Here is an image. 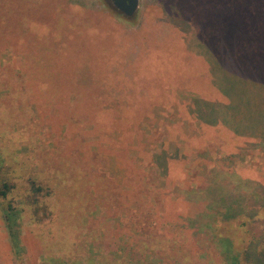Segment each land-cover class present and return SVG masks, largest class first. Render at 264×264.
<instances>
[{
    "label": "rangeland",
    "instance_id": "1",
    "mask_svg": "<svg viewBox=\"0 0 264 264\" xmlns=\"http://www.w3.org/2000/svg\"><path fill=\"white\" fill-rule=\"evenodd\" d=\"M166 1L140 0L127 16L111 0H0V186H12L0 197V264H232L219 237L190 223L212 191L216 207L226 191L264 199V145L197 119L198 100L226 101L204 53L228 15ZM229 1L238 16L264 15V0ZM230 167L260 181L227 183ZM250 243L232 252L241 264Z\"/></svg>",
    "mask_w": 264,
    "mask_h": 264
},
{
    "label": "trees",
    "instance_id": "2",
    "mask_svg": "<svg viewBox=\"0 0 264 264\" xmlns=\"http://www.w3.org/2000/svg\"><path fill=\"white\" fill-rule=\"evenodd\" d=\"M191 1L189 2L190 5L186 4L188 6H185V9H192L194 15L198 18L206 19V14H197V12L202 10L211 11L213 6L218 12L214 11L212 14L217 16L226 14L228 15L226 17L230 18L224 22L228 24V31L222 29L224 23L221 22L220 28L215 27L219 31L214 30L212 33L218 36L219 43L211 44L216 46L217 49L214 52L212 51L211 55L204 53L211 64L214 83L222 95L226 97V101L215 103L198 100V103L204 105V108L201 107L197 111L200 126L202 129L222 127L231 132L235 139L245 140L244 145L247 147L256 144L258 146L264 145V15L250 17L253 13L249 12L248 16H238L237 10L242 6V3L237 1L230 4L229 0H212L213 5L207 7L202 6L205 3L203 0ZM166 2L170 7L176 9L177 0H174L173 3L170 0ZM240 2H243V0ZM245 5L246 8H250L248 1H245ZM195 9L198 11H195ZM212 17L213 19L219 18ZM237 22H239V25L246 24L244 31L232 28L233 24ZM259 27H261V32ZM47 29L49 27L46 25L45 30ZM51 34L53 33L51 32ZM248 34L255 35L256 40L254 42L246 41L245 35ZM60 35V33L57 34L58 37H65V35ZM257 35H261V37L258 38ZM194 105H197V102ZM244 145H236L237 149L233 150L236 151L234 153L240 152L239 150ZM160 164L167 174L170 169L167 153L166 159L163 156ZM227 172L232 173L230 178L233 181L227 183H232L236 187H239L243 183L242 181H245L246 185L254 181H260V179H254L251 176L245 178L241 174L242 177L239 175L241 178L237 177L238 171L233 167L228 168ZM260 183L264 186V182L260 181ZM225 184H220L219 187L224 188ZM11 188L9 182H3L0 186V197L6 198ZM32 189L34 194H38L43 190L41 186L35 184L32 185ZM226 192V194L220 196L223 205L216 207L217 203L213 204L216 201L213 197L216 193L212 191V194L210 193L211 199L202 201V206L205 205L203 213L201 211L195 212L193 216H196V219L194 222L191 220L190 227L197 235L200 233V235L207 237L214 235L219 237L224 253L232 264H241L240 257L232 255L233 251L236 253L239 251V240L244 243L251 242L246 252V264H264V250H258L257 243L255 244V240L261 238L264 240V199L262 201L258 200L256 196L259 195L253 191L251 198H254L255 201L251 203L250 198L245 196V201L242 202L240 197H236V194L230 191ZM207 196L209 197V194ZM32 199L37 201L35 195L32 196ZM11 210L12 212H10ZM16 217L17 213L14 212L13 206L8 204L4 218L7 220L10 230L13 228ZM181 217H185V215L182 214ZM178 219L181 218L178 217ZM185 220L186 217L183 221ZM260 220L263 221V224L260 225L262 227L260 234L256 236L257 224ZM183 225L182 222L179 228ZM191 243L195 244L193 239L192 241L187 239L185 247H189ZM250 250L251 252H249ZM62 264L70 263L63 262Z\"/></svg>",
    "mask_w": 264,
    "mask_h": 264
},
{
    "label": "water",
    "instance_id": "3",
    "mask_svg": "<svg viewBox=\"0 0 264 264\" xmlns=\"http://www.w3.org/2000/svg\"><path fill=\"white\" fill-rule=\"evenodd\" d=\"M114 6L127 16H133L140 5V0H111Z\"/></svg>",
    "mask_w": 264,
    "mask_h": 264
}]
</instances>
